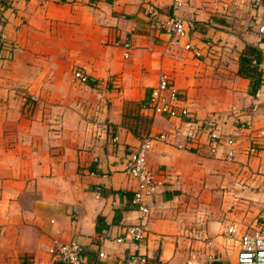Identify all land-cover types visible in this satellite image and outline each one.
Here are the masks:
<instances>
[{
	"label": "crops",
	"instance_id": "obj_1",
	"mask_svg": "<svg viewBox=\"0 0 264 264\" xmlns=\"http://www.w3.org/2000/svg\"><path fill=\"white\" fill-rule=\"evenodd\" d=\"M254 1L185 0L174 10L170 0H0V264L47 258L54 244L71 242L89 263L99 252L104 264L129 254L236 263L227 229L264 221V206L239 204L243 180L257 177L250 185L258 186L264 178L256 172H264V140L250 159L255 171L239 169L249 133L264 131V0ZM149 8L190 21L187 40L173 43ZM241 56L254 73L239 75ZM74 70L89 82H76ZM161 73L194 118L237 139L241 162L228 163L224 148L209 155L205 138L200 151L181 135L154 142L146 164L163 186L143 215L125 160L143 137L180 125L140 108ZM140 223L142 241L115 242Z\"/></svg>",
	"mask_w": 264,
	"mask_h": 264
},
{
	"label": "built area",
	"instance_id": "obj_2",
	"mask_svg": "<svg viewBox=\"0 0 264 264\" xmlns=\"http://www.w3.org/2000/svg\"><path fill=\"white\" fill-rule=\"evenodd\" d=\"M260 3L254 1V6ZM185 5V0H170L171 8L178 9ZM149 19L156 27L168 34L175 44L187 40L188 32L192 28V23L175 15H163L157 13L155 9L149 8ZM258 32L264 33V25L259 27ZM6 42L2 37L0 29V51ZM185 51L191 52L195 58L200 57V51L192 47L188 42L182 44ZM125 50L123 58H128L131 45L128 42L123 44ZM73 79L80 84H87L89 77L80 70H74ZM30 101L35 102L36 98L30 97ZM140 108L153 115L163 116L169 119H177L180 125L175 128L172 134L157 133L143 137L135 149H133L125 160L124 172L128 178L136 183L133 193L132 203L137 206L138 211L147 215L149 213L148 201L151 200L162 188V181L156 179L154 173L149 170L146 164V154L154 142H166L175 135H181L189 146H195V150L200 151L199 144L202 138L206 139L207 151L209 155H216L220 148H224L223 158L227 162H232L237 156V139L234 136H222L211 120H199L194 118L187 108L182 104V99L178 90L171 83L170 78L165 73L158 76L156 85L153 86L142 101ZM249 131L251 125L247 124ZM264 131L257 130L249 133L248 147L245 155L248 158L255 157L262 148ZM190 232L198 233L196 226L189 228ZM146 226L143 223L132 225L127 228L124 236L117 238L115 242L137 243L143 240ZM228 238L236 237L238 247L235 264H264V221H255L253 227L244 228L237 233L235 228H228L226 232ZM210 243H208L209 245ZM83 248L75 242L68 244L56 243L48 251L47 258L33 257L20 264H104L107 255L104 252L98 253V261L94 263L85 262L82 259ZM120 264H170L163 260L151 261L141 254H129L125 256ZM184 264H198L195 260H188Z\"/></svg>",
	"mask_w": 264,
	"mask_h": 264
},
{
	"label": "rangeland",
	"instance_id": "obj_3",
	"mask_svg": "<svg viewBox=\"0 0 264 264\" xmlns=\"http://www.w3.org/2000/svg\"><path fill=\"white\" fill-rule=\"evenodd\" d=\"M261 152V151H260ZM259 152V153H260ZM259 153H257V155L255 157H252V158H256ZM251 158H247V162L246 165H244L241 161H232V162H228V163H237L238 162H241L239 163V169L241 170H245V171H251V172H254L255 169L253 168L254 166H252V162H253V159L250 160ZM241 164V165H240ZM259 170V168H256V172H259L261 174H263L264 176V172ZM257 180V177L256 178H251V179H245L243 180V184L242 186H244V188H240V196H239V204L240 206H264V178L262 179H258L259 181V185L258 186H253V185H250L251 182L253 181H256ZM257 197V199H256ZM263 213V211H261V214ZM261 214H259L258 216H261Z\"/></svg>",
	"mask_w": 264,
	"mask_h": 264
},
{
	"label": "trees",
	"instance_id": "obj_4",
	"mask_svg": "<svg viewBox=\"0 0 264 264\" xmlns=\"http://www.w3.org/2000/svg\"><path fill=\"white\" fill-rule=\"evenodd\" d=\"M239 61H240L239 63H240V65H241V67L239 68L238 73H239L240 76H247V75H249V74L254 73L255 69H254L253 67H250L249 64L247 63V62H248L247 57H242V56H241V57L239 58ZM259 83H260V81H259V79H258V81H257V80L255 81L254 86L257 87V85H258Z\"/></svg>",
	"mask_w": 264,
	"mask_h": 264
}]
</instances>
